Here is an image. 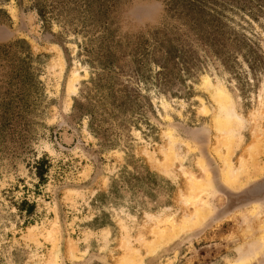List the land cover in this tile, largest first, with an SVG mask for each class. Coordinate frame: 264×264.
<instances>
[{
	"label": "rangeland",
	"instance_id": "1",
	"mask_svg": "<svg viewBox=\"0 0 264 264\" xmlns=\"http://www.w3.org/2000/svg\"><path fill=\"white\" fill-rule=\"evenodd\" d=\"M229 16L256 52L198 40L164 0H0V264H264V199L244 200L264 181V13ZM178 40L180 60L159 48ZM208 78L245 120L238 181ZM192 178L206 213L149 249L200 206Z\"/></svg>",
	"mask_w": 264,
	"mask_h": 264
},
{
	"label": "trees",
	"instance_id": "2",
	"mask_svg": "<svg viewBox=\"0 0 264 264\" xmlns=\"http://www.w3.org/2000/svg\"><path fill=\"white\" fill-rule=\"evenodd\" d=\"M171 9L174 16L178 19H187V26L194 28L199 34H196L197 39L201 40L202 29L209 27L214 39L221 40L220 48H226V40H231L236 45L238 52H242V45L250 48L251 51L247 52V56L256 52L257 44L245 36L244 33L236 30L229 25L230 14L239 15L240 20L250 24L248 18L253 20H260V14L264 13V0H164ZM230 13V14H229ZM241 28L243 24L241 22ZM222 37V38H221ZM221 38V39H220ZM162 43V42H161ZM184 43L178 40L174 45L164 51V47L160 44L159 48L168 56V58L180 60V54L184 48ZM180 46L181 50H180ZM252 59H256L255 57ZM256 61V60H255ZM185 63V62H183ZM166 65L161 64L160 73L164 74ZM91 117L92 114H91ZM45 162L43 158L37 162V174L43 179L45 174ZM131 182L134 186L141 179L139 175H133Z\"/></svg>",
	"mask_w": 264,
	"mask_h": 264
},
{
	"label": "bare ground",
	"instance_id": "3",
	"mask_svg": "<svg viewBox=\"0 0 264 264\" xmlns=\"http://www.w3.org/2000/svg\"><path fill=\"white\" fill-rule=\"evenodd\" d=\"M203 84H204L205 90L210 92L213 101L217 105V114L215 116V128H216L219 135L217 138L218 143H217V147H216L217 148L216 152L224 160V163L226 166L225 167V180L228 182L238 181L240 173L249 172L248 168L246 167V163H245L244 158L240 159V167L239 168H236L233 161H232V156L234 155L236 149L238 148L236 145V136L241 135L240 130L244 128L243 122L245 120L243 121L242 116L237 112L235 101L233 100L232 96L229 93H227V91L220 84H218V85L213 84L209 78L206 79ZM205 109L207 110V108H205ZM169 139L171 142L174 140V139L172 140L171 137ZM171 147H172V145L168 149L170 152L167 154V160L173 161L174 158L172 156ZM222 148H225V150H226L225 154L221 153ZM256 148L257 147H255V145H253V146L251 145L248 147V153L250 156L253 155V152L255 151ZM149 157H150V160L152 162H154L158 167L162 166L163 162L156 159L153 154H149ZM247 174H250V172ZM189 179H190V177H189ZM192 181H193L194 188L192 189V187H193L192 186L190 191L193 192L192 190H194V192L190 193V195L192 194V197H193L192 199L194 201L199 202L200 206L197 205L198 204L197 203L196 207L197 206H199V207L194 210L193 215L187 217L185 220L183 219L184 222L182 221L183 223H180L179 226H175V224H174L173 225L174 226V229H173L174 232L173 231L170 233L167 232L168 234L165 233V231L164 232H158L159 235L157 237H159L158 238L159 242H157L154 239V242H152V244L148 247L149 249L153 250L156 246L158 247V244L161 243L163 240H165L166 238L168 239L172 234L177 233L179 230L183 229L184 227L189 226L191 223H196L198 221V219L202 218L203 215L206 213V211H207L206 210V201L203 198L202 194L200 193V192L206 190V188H205L206 183L205 182L197 183V181L193 178H192ZM189 184L191 185V183H189ZM198 191H200L199 194L197 193ZM166 221H167V219H166ZM169 225L171 226V228H173L171 224H169ZM262 233H263L262 234V238H263L262 244L264 245V230L262 231ZM132 261L133 260L129 261L128 264H132L131 263Z\"/></svg>",
	"mask_w": 264,
	"mask_h": 264
},
{
	"label": "flooded vegetation",
	"instance_id": "4",
	"mask_svg": "<svg viewBox=\"0 0 264 264\" xmlns=\"http://www.w3.org/2000/svg\"><path fill=\"white\" fill-rule=\"evenodd\" d=\"M244 200L249 202L253 201H261L264 199V181L252 186L249 190L244 194Z\"/></svg>",
	"mask_w": 264,
	"mask_h": 264
}]
</instances>
